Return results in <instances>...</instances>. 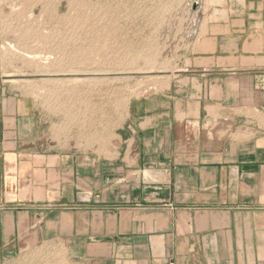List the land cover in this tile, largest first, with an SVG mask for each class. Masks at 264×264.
I'll use <instances>...</instances> for the list:
<instances>
[{"label":"crops","instance_id":"0c3cea01","mask_svg":"<svg viewBox=\"0 0 264 264\" xmlns=\"http://www.w3.org/2000/svg\"><path fill=\"white\" fill-rule=\"evenodd\" d=\"M198 4L192 67L137 101L113 146L49 145L0 100V253L264 264V0Z\"/></svg>","mask_w":264,"mask_h":264},{"label":"rangeland","instance_id":"374dc122","mask_svg":"<svg viewBox=\"0 0 264 264\" xmlns=\"http://www.w3.org/2000/svg\"><path fill=\"white\" fill-rule=\"evenodd\" d=\"M193 2L0 0V100L18 102L49 145L113 146L137 101L192 67ZM6 262L70 264L25 246L0 253Z\"/></svg>","mask_w":264,"mask_h":264},{"label":"water","instance_id":"95a60500","mask_svg":"<svg viewBox=\"0 0 264 264\" xmlns=\"http://www.w3.org/2000/svg\"><path fill=\"white\" fill-rule=\"evenodd\" d=\"M198 6H199L198 0H194V2L192 3V6H191V10L196 11Z\"/></svg>","mask_w":264,"mask_h":264}]
</instances>
